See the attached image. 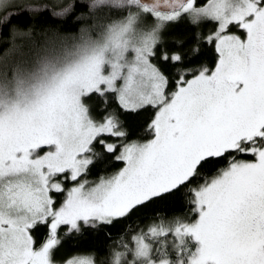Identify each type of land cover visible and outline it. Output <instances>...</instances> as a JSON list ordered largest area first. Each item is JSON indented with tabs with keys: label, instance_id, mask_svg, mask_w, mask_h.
<instances>
[{
	"label": "snow or ice",
	"instance_id": "snow-or-ice-1",
	"mask_svg": "<svg viewBox=\"0 0 264 264\" xmlns=\"http://www.w3.org/2000/svg\"><path fill=\"white\" fill-rule=\"evenodd\" d=\"M0 264H264V0H0Z\"/></svg>",
	"mask_w": 264,
	"mask_h": 264
}]
</instances>
